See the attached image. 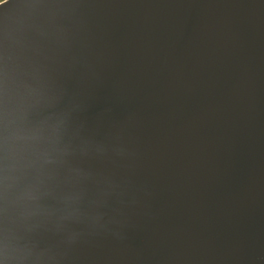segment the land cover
I'll use <instances>...</instances> for the list:
<instances>
[{
    "label": "water",
    "instance_id": "obj_1",
    "mask_svg": "<svg viewBox=\"0 0 264 264\" xmlns=\"http://www.w3.org/2000/svg\"><path fill=\"white\" fill-rule=\"evenodd\" d=\"M0 264H264V0L1 1Z\"/></svg>",
    "mask_w": 264,
    "mask_h": 264
},
{
    "label": "trees",
    "instance_id": "obj_2",
    "mask_svg": "<svg viewBox=\"0 0 264 264\" xmlns=\"http://www.w3.org/2000/svg\"><path fill=\"white\" fill-rule=\"evenodd\" d=\"M1 1H3V0H1ZM1 1H0V2H1Z\"/></svg>",
    "mask_w": 264,
    "mask_h": 264
},
{
    "label": "rangeland",
    "instance_id": "obj_3",
    "mask_svg": "<svg viewBox=\"0 0 264 264\" xmlns=\"http://www.w3.org/2000/svg\"><path fill=\"white\" fill-rule=\"evenodd\" d=\"M1 1V0H0Z\"/></svg>",
    "mask_w": 264,
    "mask_h": 264
}]
</instances>
